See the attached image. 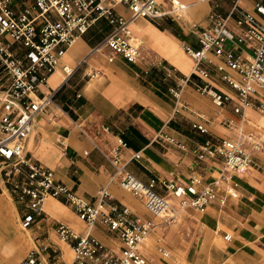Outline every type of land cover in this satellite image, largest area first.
Returning <instances> with one entry per match:
<instances>
[{
    "label": "crops",
    "instance_id": "crops-1",
    "mask_svg": "<svg viewBox=\"0 0 264 264\" xmlns=\"http://www.w3.org/2000/svg\"><path fill=\"white\" fill-rule=\"evenodd\" d=\"M180 1L187 6L181 17L143 18L132 23L135 37L144 42L142 58L136 63L120 55L109 62L107 49L90 54L111 30L105 19L81 36L60 60L48 86L43 87L44 91L57 93L55 105L47 114L38 116L26 149L32 159L52 169L57 180L78 194L93 199L99 189L108 187L115 201L140 218L152 220L155 228L140 247L151 264H264V153L255 155L256 165L248 172L233 176L238 183L237 198L228 197L226 205L216 203L204 213L186 208L173 222L154 216L143 199L121 187L119 177L113 179L115 169L105 157L123 137L128 145L121 150L122 159L145 184L152 179L185 183L194 175L207 183L223 167L221 159L199 161L173 144L155 140L156 134L164 130L195 147L210 139L234 137L236 131L226 122H240V115L234 112L235 93L216 75L211 78L212 85L234 96V101L223 108L214 105L192 83L183 86L179 100L169 92L193 72L194 62L184 45L198 47L199 31L209 16L228 14L235 2ZM159 2L165 10L170 7L167 0ZM240 4L250 11L254 9V0H241ZM116 10L130 15L123 5ZM84 59L86 62L77 67ZM66 66L75 68V72L66 75ZM93 73L96 75L91 76ZM200 113L208 120V133L192 127L200 121ZM247 117V130L264 125V115L255 109H249ZM135 152H141L142 157L132 159ZM155 191L166 195L160 185ZM10 194L8 199L0 198V219L5 222L1 223L2 231H10L9 236L15 234V240H8V250L20 254L7 264H18L31 250H42L44 246L49 247L44 255L52 264H73L74 251L57 232L61 223L82 235L90 234L118 254L121 252L117 234L101 224L89 227L62 198L46 199L44 213L30 227L23 228L27 209L11 191ZM172 202L178 204L176 198ZM8 206L12 212H4ZM227 234L232 235L230 240L225 238Z\"/></svg>",
    "mask_w": 264,
    "mask_h": 264
},
{
    "label": "built area",
    "instance_id": "built-area-1",
    "mask_svg": "<svg viewBox=\"0 0 264 264\" xmlns=\"http://www.w3.org/2000/svg\"><path fill=\"white\" fill-rule=\"evenodd\" d=\"M167 1L170 7L165 10L159 0H0V159L5 163L0 167V177L6 179L12 195L27 209L23 228L30 227L44 213L46 199L62 198L89 227L101 224L117 234L122 243L118 254L90 234L82 235L61 223L57 232L72 247L73 264H151L140 247L155 223L115 201L108 187L99 189L93 199L78 194L57 180L52 169L28 155L27 142L38 116L47 114L55 105L56 92L44 91L43 87L48 86L68 49L101 19L108 22L111 30L90 54L107 49L109 62L118 55L128 62H138L144 42L135 37L131 25L138 19L181 17L185 13V3ZM240 2L235 0L226 15L209 16L199 31L198 47L184 45V51L194 62L193 72L181 79L183 84L169 88L179 100L183 86L190 84L194 75L199 79L193 82L194 88L223 108L234 101V96L212 85L211 78L216 75L236 96L234 112L240 115V122H226L236 131L235 136L210 139L195 147L164 130L155 136L156 141L173 144L199 161L221 159L223 167L213 181L206 183L203 177L194 175L185 183L152 179L145 184L127 169V162L122 159L121 150L128 145L123 137L118 138V146L110 155L105 154L115 169L113 179L119 177L121 187L143 199L147 209L165 222H173L186 208L204 213L216 203L226 205L228 197L237 198L238 183L233 176L248 172L256 165L255 155L264 153V125L245 129L249 109L264 115V0H254L253 11ZM118 5L126 7L130 15L118 13ZM85 62L86 59L77 67ZM64 70L68 76L75 72L69 66ZM198 117L200 121L192 127L208 133L207 118L202 113ZM141 157V152H135L132 159ZM157 185L166 190V195L155 191ZM225 238L230 240L232 235ZM48 249L44 246L42 250H31L18 264H52L44 255Z\"/></svg>",
    "mask_w": 264,
    "mask_h": 264
},
{
    "label": "rangeland",
    "instance_id": "rangeland-1",
    "mask_svg": "<svg viewBox=\"0 0 264 264\" xmlns=\"http://www.w3.org/2000/svg\"><path fill=\"white\" fill-rule=\"evenodd\" d=\"M2 166H5V163H3L0 159V167ZM3 180H6V179L0 177V198L2 199V197H6V199H8L11 196L10 191L7 190V188L10 189V184L9 183L5 184ZM8 211L12 212V209H10V206L4 209V212H8ZM0 223L5 225L4 220L0 219ZM14 237H15V234L12 233V235L10 236L7 235L5 238H3V240H0V264H7L10 260L18 257V255L20 254V252L17 250H8V245H7L8 240L9 239L15 240Z\"/></svg>",
    "mask_w": 264,
    "mask_h": 264
},
{
    "label": "bare ground",
    "instance_id": "bare-ground-1",
    "mask_svg": "<svg viewBox=\"0 0 264 264\" xmlns=\"http://www.w3.org/2000/svg\"><path fill=\"white\" fill-rule=\"evenodd\" d=\"M8 234H10V231H2V224L0 223V240H3Z\"/></svg>",
    "mask_w": 264,
    "mask_h": 264
},
{
    "label": "trees",
    "instance_id": "trees-1",
    "mask_svg": "<svg viewBox=\"0 0 264 264\" xmlns=\"http://www.w3.org/2000/svg\"><path fill=\"white\" fill-rule=\"evenodd\" d=\"M195 81H197V77H195L194 75L192 76V78H191V82H190V84L192 83L193 84V82H195ZM56 95H57V93H56ZM56 95H55V98H56ZM125 140V139H124Z\"/></svg>",
    "mask_w": 264,
    "mask_h": 264
}]
</instances>
